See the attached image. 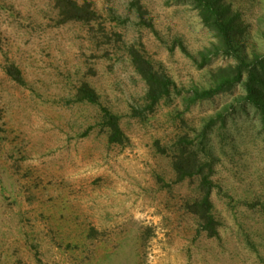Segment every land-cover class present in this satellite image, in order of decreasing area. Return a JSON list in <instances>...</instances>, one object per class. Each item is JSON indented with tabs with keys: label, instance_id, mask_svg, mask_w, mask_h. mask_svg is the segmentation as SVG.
<instances>
[{
	"label": "rangeland",
	"instance_id": "374dc122",
	"mask_svg": "<svg viewBox=\"0 0 264 264\" xmlns=\"http://www.w3.org/2000/svg\"><path fill=\"white\" fill-rule=\"evenodd\" d=\"M75 1L97 18L61 23L55 0H0V264H264V130L245 76L192 102L237 61L192 0ZM226 2L239 56L264 57V0ZM131 48L175 85L152 110ZM85 84L97 104L78 100ZM184 141L213 164L215 238L187 211L198 180L172 167Z\"/></svg>",
	"mask_w": 264,
	"mask_h": 264
},
{
	"label": "trees",
	"instance_id": "16d2710c",
	"mask_svg": "<svg viewBox=\"0 0 264 264\" xmlns=\"http://www.w3.org/2000/svg\"><path fill=\"white\" fill-rule=\"evenodd\" d=\"M203 25L216 34L218 40L217 52L237 61L236 66L217 70L213 78V88L203 92H193L194 99H210L216 94L230 91L235 85L243 82L246 92L244 101L253 105L264 130V57L255 58L246 62L239 56L233 44L232 35L235 32L236 15L226 0H192ZM55 7L59 10L61 23L81 22L90 23L97 18L96 13L87 3L80 5L75 0H55ZM131 63L138 75L145 82L147 91L145 95L148 108L152 110L163 99H169L175 85L162 68H156L136 50L129 49ZM7 74L15 81L21 82L19 71L13 67L7 69ZM79 101L89 104H97L98 96L87 84L78 89ZM136 114V112H134ZM103 125L107 130L109 143L122 145L126 140L120 127L119 119L107 108H101ZM210 126V125H209ZM205 138L206 131L200 133ZM199 135V137H200ZM183 141V140H182ZM164 151V150H161ZM173 156L172 167L178 180L196 178L198 180V198L187 204V211L194 215L200 230L208 237L215 238L218 235V222L212 214L211 193L213 182V164L201 160L196 146L184 141L178 145Z\"/></svg>",
	"mask_w": 264,
	"mask_h": 264
}]
</instances>
